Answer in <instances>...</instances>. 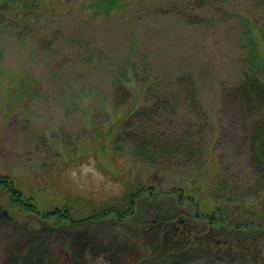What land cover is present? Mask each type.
Returning <instances> with one entry per match:
<instances>
[{"label":"rangeland","instance_id":"rangeland-1","mask_svg":"<svg viewBox=\"0 0 264 264\" xmlns=\"http://www.w3.org/2000/svg\"><path fill=\"white\" fill-rule=\"evenodd\" d=\"M86 1L41 0L24 17L0 14V176L15 179L39 206L53 198L117 196L121 186L82 141L90 122L108 126L123 117L121 153L109 152L124 167L116 164L117 171L142 175L157 192L198 175V161L210 151L239 205L207 226L178 214L185 209L163 206L169 196L155 204L144 196L123 222L109 216L59 228L34 214L10 218L0 208V264H264V222L252 217L264 204L249 151L257 115L231 91L246 66L237 15L264 33V0H129L96 19ZM126 58L148 74H138L145 90L125 119L129 106L121 105L135 97L112 78L129 70ZM24 71L38 79L37 95L17 93ZM143 132L165 139L169 149L129 173L128 147ZM151 205L160 208L151 213Z\"/></svg>","mask_w":264,"mask_h":264},{"label":"trees","instance_id":"trees-1","mask_svg":"<svg viewBox=\"0 0 264 264\" xmlns=\"http://www.w3.org/2000/svg\"><path fill=\"white\" fill-rule=\"evenodd\" d=\"M40 1L0 0V14L7 16L3 13L11 10L16 13L17 17H24L34 6H38ZM127 1L129 0H87L85 10L89 12L90 19H96L118 11ZM237 16L243 27L240 50L245 53L243 63L246 66H243L231 91L241 106L256 111L257 119L252 124L249 140L250 163L264 182V33L255 27L247 17L241 14ZM124 62L127 67H130L129 70L117 69L112 79L114 82L116 79L122 83L126 91L135 97L132 104L124 102L121 105L122 107L129 106L125 110L124 118L126 119L139 106L137 105L138 95L145 90V82L142 78L145 76L141 74H148V70L144 65L138 70L128 58ZM138 74L142 76L140 80L137 79ZM22 79L25 83L21 82V84L24 83L25 87L17 88V93L18 91H30V94L34 96L41 91V85L34 73L24 71ZM135 83H138V87L134 85ZM9 90L6 92V101L9 100L11 94ZM122 121L123 117L108 126H99L90 122L87 129L88 134L82 141L87 147L84 149L89 151L90 156L99 160V164H96L104 175L113 183L121 186L122 191L119 195L101 201H87L81 196V198L64 197L63 200L53 198L46 205L39 206L36 204V197L27 189L20 187L15 179L0 176V208L10 218L24 220L34 214L38 222L51 228H59L78 227L104 220L109 216H113L118 222H123L130 218L137 202L144 196L152 200V204H155L160 199L159 197L169 196L170 198L167 197L169 198L168 202L163 206L170 204L176 208L179 207L180 210L185 209L178 214H181L185 219H193L207 226L215 222V215H222L225 211L228 212L239 205V201L235 198L233 189L230 187V180L217 171L215 156L210 151L198 161V175L188 176L180 182L178 180L168 181L165 185H161V191L157 192L156 189H153L155 185L148 186L147 182L145 184L142 175L134 174L127 177L124 174L127 172L122 174L121 171H117L119 169L116 164L120 168L124 167L119 164L117 158L110 160L109 152L121 153L119 149L123 139L119 129ZM157 136L155 133L143 132L141 138L130 144L128 151L132 155L134 165H130L129 173L142 166L139 165L140 163L143 165H146V162L152 161L153 163L159 151L169 149L167 143L164 142L165 139L159 136L157 140ZM62 151L61 153L64 154L66 150ZM75 151L77 148H74L72 152ZM83 153L86 152L83 151ZM73 162L74 160L70 158L67 163L69 165ZM162 190L166 192H162ZM154 208L160 207L151 205L149 207L151 213H154ZM252 213V217H257L264 222V204H260L258 210L254 209ZM193 233L194 230H191L188 236L194 235Z\"/></svg>","mask_w":264,"mask_h":264}]
</instances>
